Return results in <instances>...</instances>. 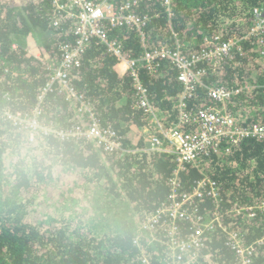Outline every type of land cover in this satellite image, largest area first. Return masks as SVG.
<instances>
[{
    "label": "trees",
    "instance_id": "1",
    "mask_svg": "<svg viewBox=\"0 0 264 264\" xmlns=\"http://www.w3.org/2000/svg\"><path fill=\"white\" fill-rule=\"evenodd\" d=\"M256 6H264V0H170L169 6L164 0H143L137 11L151 17L143 29L109 25L108 29L125 54L137 58L160 42L171 47L180 44L184 53L192 54L201 52L206 39L215 35L235 41L232 56L219 66L204 61L199 65L206 70L205 84L234 90L225 107L249 126L264 122V55L259 39L248 34ZM53 14L50 0H0V264H142L140 247L134 244L137 227L147 212L166 203L169 180L177 167L175 157L164 151L120 156L102 153L88 142L50 137L49 147L34 153L29 165L24 157L27 132L4 118L8 110L29 111L52 74L47 64L31 55L30 48L41 47L58 60L59 46L72 40L71 24L57 29ZM33 34L47 37L40 46H32L27 41ZM81 59V66L70 74L71 84L100 121L123 137L125 147L132 148L131 125L146 122L142 111L133 107L136 95L131 75L123 72L121 60L96 40ZM144 62L139 61L140 77L164 124L173 126L179 122L182 92L177 70L168 59L154 62V70ZM57 89L48 95L47 118L64 127L85 124L75 112L76 102L68 101ZM197 90L189 108L210 105L207 90L203 86ZM143 146L144 140L138 147ZM204 174L219 183L220 210L228 229L241 231L248 242L264 234L263 213L251 217L247 211H235L264 198V139H246L230 152L223 150L202 157L196 165L189 164L181 171L180 191L191 192ZM62 175L76 178V183L67 180L84 186L90 200L81 202L83 197L76 196L79 190L72 187L70 200L78 199L85 207H73V216L56 220L48 208L57 196L61 197L57 206L67 202V190L52 193L60 187ZM45 184L50 192L48 197L42 195L46 204L38 205L36 196ZM197 206L200 214L207 215L215 204L206 195ZM97 216L98 226L90 222ZM181 230L186 235L190 224L183 222ZM143 238L141 246L151 263L161 264L164 246L158 239ZM201 261L236 263L225 233L215 231L207 236ZM256 264H264V244Z\"/></svg>",
    "mask_w": 264,
    "mask_h": 264
},
{
    "label": "built area",
    "instance_id": "2",
    "mask_svg": "<svg viewBox=\"0 0 264 264\" xmlns=\"http://www.w3.org/2000/svg\"><path fill=\"white\" fill-rule=\"evenodd\" d=\"M143 0H50L52 21L57 29L69 22L72 40L59 46L58 60L44 50L31 53L36 59L47 64L52 74L47 83L40 88L36 103L29 111L8 110L5 119L13 126L31 132L34 139H27L24 157L32 164L34 153L47 149L50 137L72 139L92 143L109 154L125 156L133 152L164 151L175 157L177 167L169 180L168 199L159 208L147 212L137 227L134 244L140 247L142 264H152L148 253L141 246L144 236L164 246L161 264H203L201 252L209 234L221 231L227 235V244L234 253L235 264H256V257L262 244L264 234L248 242L239 230H229L220 210V186L210 175L204 174L191 192H181V171L189 164L196 165L202 157L213 153H227L239 146L246 139H264V122L244 126L238 117L225 107V103L234 93L226 86H210L204 83L206 70L199 65L204 61L219 66L227 56H232L236 42L232 39L222 40L219 35L206 39L201 52L186 54L181 45L171 47L160 42L151 49H146L140 58L125 54L121 42L110 36L109 26L141 30L151 20L148 14H140L137 8ZM170 5V0H164ZM254 21L248 34L259 39L261 54L264 55V6L252 10ZM109 25V26H108ZM92 40L104 46L111 54L121 60L123 72H129L133 79L136 98L133 107L142 111L145 131L148 132L145 148H132L124 145V139L116 130L105 126L92 111L90 103L85 100L71 84L70 74L81 66L82 54ZM16 48V45H13ZM43 51V52H42ZM168 59L177 70V78L182 87L178 99L179 122L166 126L160 110L150 99L148 87L140 77L139 61L151 70L157 60ZM58 86L68 101H75V111L86 123L70 127L60 126L47 118L48 95ZM203 86L210 97V105L189 108V102L196 99L197 89ZM148 122V123H147ZM155 131L150 130V126ZM31 126V127H30ZM183 126L192 127L185 130ZM132 140V139H131ZM133 141V140H132ZM147 142V144H146ZM213 199L215 207L207 215L198 211L197 203L204 196ZM247 211L254 217L264 214V198L250 206L236 208L235 211ZM188 222L191 230L183 235L181 224Z\"/></svg>",
    "mask_w": 264,
    "mask_h": 264
},
{
    "label": "rangeland",
    "instance_id": "3",
    "mask_svg": "<svg viewBox=\"0 0 264 264\" xmlns=\"http://www.w3.org/2000/svg\"><path fill=\"white\" fill-rule=\"evenodd\" d=\"M46 37H47V35L42 34L41 37L39 36V38H38L37 36L35 37V35L33 34L32 37H29L28 38L27 44H30L32 46H40L41 45V42L44 41V39ZM29 39H31V40H29ZM33 48H39V47H33ZM40 49H42V48L40 47ZM144 135H145V132L144 131H138L135 134L131 133L129 135V137H130V139H132V140L134 139L135 141L137 140V142H138L140 139H137V137L144 136ZM61 177H62V180H59L60 187H57L52 193L53 194L59 193V192H57L58 190H61V193H65V190H67L66 201L67 202H70V203L64 202L63 205L57 206L58 205V202H59V199L61 197H59V196L56 197L54 195L53 197L54 198L56 197L55 198L56 200L52 199L54 201V203L49 204L48 211L52 213L50 215L52 217H55L56 220H67L69 218V216H73V213H74L73 207L74 208H77V209L84 208L85 207V206H83V203H85L84 200L89 201L90 200L89 199L90 197H89V193L88 192H85V191L82 190V189H85L84 186H82L81 184H71L70 182H68L67 179H71V180H73L76 183L77 180L72 175H64V176L62 175ZM72 177H73V179H72ZM46 186H47V184H45L43 186V188L41 189V192H39L37 194L38 197L36 196V200H37L38 205H44V204H46L45 203L46 200L43 201L45 198L42 197L43 194H45L48 197L47 194L50 192L49 188H47ZM85 186H87V185H85ZM72 187H74L75 189L79 190V192L77 193L76 196H78V197H81L82 196L83 199L80 198V201L83 202V203L78 202L77 201L78 199L77 200H70L69 197L70 196H74L73 190H70V189H72ZM48 200H50V198H47V201ZM43 211H44V209H43ZM90 213L93 215L92 212H90ZM90 222L92 224L94 222L98 226V224L100 223V218H98V216H97V218H96L95 221H93V220L91 221L90 220Z\"/></svg>",
    "mask_w": 264,
    "mask_h": 264
},
{
    "label": "crops",
    "instance_id": "4",
    "mask_svg": "<svg viewBox=\"0 0 264 264\" xmlns=\"http://www.w3.org/2000/svg\"><path fill=\"white\" fill-rule=\"evenodd\" d=\"M30 50H31V53L33 52V51H36V50H41L40 48H30ZM121 69H123V67H121ZM76 112V111H75ZM77 113V112H76ZM78 114V113H77ZM162 115V114H161ZM150 128V130H152V131H155L156 129H155V127L152 125V126H150L149 127ZM145 125H136V124H133V125H131V129H130V132H129V134L128 135H130L131 133H133V134H135L136 132H138V131H144L145 132V135L144 136H139V137H137V139H140L138 142H137V140L135 141L134 139H133V141H132V146H133V144L134 145H136L137 146V148H139L138 147V145H139V143H140V141H143V139L145 138V140L147 141V136H148V132H146L145 131ZM155 129V130H154ZM92 144V143H91ZM146 144H147V142H146ZM95 148H97L96 146H94ZM140 148H145V144H144V146L143 147H140ZM100 152H102V150L101 149H99V148H97ZM146 152H148V151H146ZM103 153V152H102Z\"/></svg>",
    "mask_w": 264,
    "mask_h": 264
},
{
    "label": "clouds",
    "instance_id": "5",
    "mask_svg": "<svg viewBox=\"0 0 264 264\" xmlns=\"http://www.w3.org/2000/svg\"><path fill=\"white\" fill-rule=\"evenodd\" d=\"M30 127H31V126H30ZM27 139H28L29 141H31V140L34 139V136L32 135L31 132H28V133H27Z\"/></svg>",
    "mask_w": 264,
    "mask_h": 264
},
{
    "label": "flooded vegetation",
    "instance_id": "6",
    "mask_svg": "<svg viewBox=\"0 0 264 264\" xmlns=\"http://www.w3.org/2000/svg\"><path fill=\"white\" fill-rule=\"evenodd\" d=\"M42 50V49H41Z\"/></svg>",
    "mask_w": 264,
    "mask_h": 264
}]
</instances>
